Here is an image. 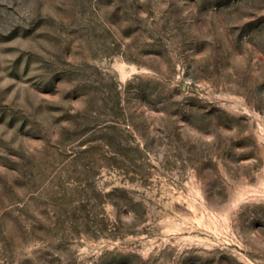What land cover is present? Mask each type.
Wrapping results in <instances>:
<instances>
[{
  "label": "rangeland",
  "instance_id": "1",
  "mask_svg": "<svg viewBox=\"0 0 264 264\" xmlns=\"http://www.w3.org/2000/svg\"><path fill=\"white\" fill-rule=\"evenodd\" d=\"M0 264H264V0H0Z\"/></svg>",
  "mask_w": 264,
  "mask_h": 264
}]
</instances>
